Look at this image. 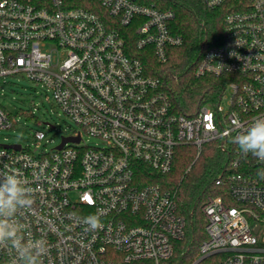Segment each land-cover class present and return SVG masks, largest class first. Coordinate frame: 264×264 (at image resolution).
Here are the masks:
<instances>
[{"label":"built area","instance_id":"built-area-1","mask_svg":"<svg viewBox=\"0 0 264 264\" xmlns=\"http://www.w3.org/2000/svg\"><path fill=\"white\" fill-rule=\"evenodd\" d=\"M198 1L214 10L231 0ZM235 1L194 70L226 88L215 105L183 113L165 77L149 75L128 46L134 38L167 63L184 43L174 12L136 0H0V132L16 125L1 103L15 79L78 127L53 150L38 149L43 131L36 149L0 144V172L32 189L14 219L25 243L46 246L41 264H172L186 219L177 194L153 181L172 171L180 147L199 157L211 143L229 161L214 182L221 193L201 208L207 239L190 264H264V162L234 142L264 117V0ZM93 214L94 232L83 223ZM0 264H19L16 250L0 246Z\"/></svg>","mask_w":264,"mask_h":264},{"label":"trees","instance_id":"trees-1","mask_svg":"<svg viewBox=\"0 0 264 264\" xmlns=\"http://www.w3.org/2000/svg\"><path fill=\"white\" fill-rule=\"evenodd\" d=\"M136 1L174 12L176 19L172 30L184 39V43L179 48L170 49L167 63L162 64L153 49L137 50L135 39L128 38L131 56L141 60L149 75L165 77V82L172 88V101L180 112L218 103L226 88V79L196 77L195 62L205 41L210 45L220 41L225 19L235 10L237 1L231 0L214 10L198 0ZM228 161L229 155L217 143L204 146L199 157L196 148L180 147L172 171L153 181L177 194L178 212L186 219V236L177 244L172 264H190L198 256L200 246L207 239V221L201 208L209 197L221 193L214 182Z\"/></svg>","mask_w":264,"mask_h":264},{"label":"clouds","instance_id":"clouds-1","mask_svg":"<svg viewBox=\"0 0 264 264\" xmlns=\"http://www.w3.org/2000/svg\"><path fill=\"white\" fill-rule=\"evenodd\" d=\"M234 142L241 154L264 162V117L255 118L247 128L238 130ZM32 189L16 175L0 172V246L8 245L18 253L19 264H41L40 257L47 249L43 242L25 243L20 235V226L14 217L18 210L31 204ZM86 230L96 231L101 227L99 216L84 218Z\"/></svg>","mask_w":264,"mask_h":264},{"label":"rangeland","instance_id":"rangeland-1","mask_svg":"<svg viewBox=\"0 0 264 264\" xmlns=\"http://www.w3.org/2000/svg\"><path fill=\"white\" fill-rule=\"evenodd\" d=\"M4 89L5 96L1 103L14 116L16 125L11 130L0 132V144L36 149L35 132L43 131L46 138L38 149L45 147L53 150L61 143L63 136L78 128L69 118L60 114L52 101L46 100L42 90L38 88L35 90L29 81L11 80ZM31 114L34 116H30ZM45 123H49L55 129L46 127Z\"/></svg>","mask_w":264,"mask_h":264}]
</instances>
